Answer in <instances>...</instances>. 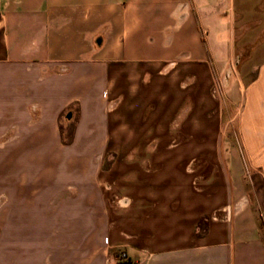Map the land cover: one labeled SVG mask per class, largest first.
Instances as JSON below:
<instances>
[{
    "label": "crops",
    "instance_id": "obj_1",
    "mask_svg": "<svg viewBox=\"0 0 264 264\" xmlns=\"http://www.w3.org/2000/svg\"><path fill=\"white\" fill-rule=\"evenodd\" d=\"M252 27L264 0H0V264H264ZM66 206L89 243H48Z\"/></svg>",
    "mask_w": 264,
    "mask_h": 264
},
{
    "label": "rangeland",
    "instance_id": "obj_2",
    "mask_svg": "<svg viewBox=\"0 0 264 264\" xmlns=\"http://www.w3.org/2000/svg\"><path fill=\"white\" fill-rule=\"evenodd\" d=\"M246 33L248 31H250L251 33L248 36H252V37H256L258 35H262L264 34V28L262 29H253L252 28H245ZM255 46L253 45H245V46H240V48H243L241 50H245L246 51H250L251 49H253ZM258 47V46H257ZM244 63V62H242ZM225 78H213V84H212V89H211V93H212V97L214 98V100H219V101H224L226 99L225 95H226V83L224 82ZM225 120V118L223 119ZM226 129V130H225ZM222 132L227 134L228 137L233 136L234 137V132H233V126L229 125V126H225L222 125ZM175 144V142H174ZM177 146L180 145L179 142L176 143ZM183 152V150H182ZM68 191H70V189H68ZM71 207L72 206H66V215H65V231L64 234H59V236L53 235L49 237V244H64V245H72V244H81L82 243H89V238L91 237V235L89 234L88 229L81 231L78 230V232H74L73 231V227H72V216L68 215L67 212H71ZM262 221V226L264 227V216L261 217ZM85 222V225H88V221L82 219V223ZM118 254V253H117Z\"/></svg>",
    "mask_w": 264,
    "mask_h": 264
},
{
    "label": "built area",
    "instance_id": "obj_3",
    "mask_svg": "<svg viewBox=\"0 0 264 264\" xmlns=\"http://www.w3.org/2000/svg\"><path fill=\"white\" fill-rule=\"evenodd\" d=\"M116 259H118V260H126L127 259V254L125 252H119L116 255Z\"/></svg>",
    "mask_w": 264,
    "mask_h": 264
}]
</instances>
